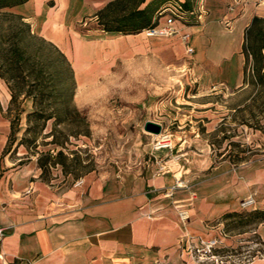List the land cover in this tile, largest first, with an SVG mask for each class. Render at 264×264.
<instances>
[{"label": "crops", "instance_id": "obj_1", "mask_svg": "<svg viewBox=\"0 0 264 264\" xmlns=\"http://www.w3.org/2000/svg\"><path fill=\"white\" fill-rule=\"evenodd\" d=\"M33 1L13 8L69 61L73 104L85 112L90 136L100 143L94 147V168L79 186H66L75 181L69 174H62L60 186L52 178L44 181L37 158L16 164L5 151L10 94L0 78V264H204L187 253L185 242L221 230V216L241 213L240 202L248 198L254 205L247 212L264 211V159L231 168L213 164L210 147L198 140L213 131L203 126L216 124L211 114H203L211 102L195 94L172 103L165 93L187 56L183 35L193 50L190 75L205 74L209 86L222 77L232 89L244 85V34L253 17H264V0H243L232 13L226 6L232 0L205 2L201 21L175 20L177 34L169 36H148L149 27L107 31L93 26V18L80 29L78 19L91 15L94 0H41L24 13ZM165 21L160 16L146 22L160 28ZM22 108L29 111L30 101ZM24 119L22 114L20 122ZM146 122L159 124L161 133L144 131ZM164 137L174 143L158 147ZM175 184L181 188L169 196ZM211 222L216 224L208 226ZM263 224L264 219L253 233L264 250ZM242 264H264V253Z\"/></svg>", "mask_w": 264, "mask_h": 264}, {"label": "rangeland", "instance_id": "obj_2", "mask_svg": "<svg viewBox=\"0 0 264 264\" xmlns=\"http://www.w3.org/2000/svg\"><path fill=\"white\" fill-rule=\"evenodd\" d=\"M142 1L144 0H94L91 15L88 16L83 13L78 19V21H81L78 26L80 29H87L88 24L84 26V22L88 21L89 18H93L91 20L93 22L90 23L105 30L117 27L125 28V30L129 29V26H123L121 20L123 17L130 16L131 13H136L137 9L144 8L150 0H147L144 4H141ZM163 1L164 5L167 6L174 4L177 0ZM210 1L187 0L183 7L186 10H194V16L186 17H192L196 20L195 16L198 14L199 5H203V10L207 12L205 2L208 5L211 3ZM228 3L229 1L226 2V6L229 5ZM40 5H42L41 0H34L32 6H29L27 10L24 8L23 12H32L33 7ZM23 19L24 15L20 14L15 8L0 10V73H5L6 77L15 74L13 65L6 64L2 66L3 59L6 55H10L9 51L13 45L25 50L26 55L31 58L25 66L26 69L33 68L34 75H37L40 70L42 71V84L46 89L44 92L46 98L43 105L47 107L48 112L53 109H59V112L55 116L56 119L53 118L48 121L45 130L36 136L37 151L54 149V146L49 144L52 140V136L49 135L50 132L53 133L54 138L59 143H64L66 147L65 154L69 157L67 165L68 170L71 172L69 174L70 179L73 177V180H75L73 182L69 181L66 186L73 187L76 181L94 168V147L100 142L99 140H93L90 136L91 133L88 137L84 136L87 131L86 124H88V127L90 125L85 112L77 109L87 123L82 122L80 118L75 117L72 112L67 111L65 108L71 105V97L73 104L75 90L66 79V76L60 72L62 71V65L56 49L51 43L33 33L31 27L28 31L25 26L28 23ZM186 55L182 64L183 67L174 69L176 77L171 81L175 82V85L166 91L165 97H169V100L173 103L177 98L188 100L191 95L196 94L201 96L200 99L203 103L211 102V105H207L205 109L203 107V111H207L203 114H211V119L216 124L212 125L211 128L203 126V130L212 129L213 131L203 133L204 135L198 140L204 146L210 147L213 164L226 162L225 165L231 168V166L236 167L250 160L264 159V86L255 83L250 70H247V84L241 85L239 88H230L223 77L216 84L209 86L208 77L205 74L201 76L194 74L192 76L187 72V69L192 67L194 62L188 54ZM59 87L63 90L60 97L56 96L55 92V89H59ZM186 107V111L193 109L192 105ZM202 119L203 122L209 120L208 117ZM59 120L63 122L60 123ZM25 127L24 119L20 122L22 130L17 137H22V131ZM30 137L31 135L27 136V139ZM168 140L174 143V139ZM171 141H168L169 145ZM186 141L188 144V139ZM9 147L11 160L16 164L21 165L28 162L29 158H37L32 150L23 146L15 149L13 144ZM219 169L220 172L225 171L226 167ZM62 174L60 166L50 169L49 178H52L54 186H60L63 183L64 176ZM252 206L247 209L240 207V211L247 212ZM253 219L254 222H250L251 218L247 217L235 218L227 221V223H233L227 228V232L222 226L220 227L221 230L215 228L207 236L186 241L187 253L204 264H242L250 261L253 257L263 255L264 250L261 246V240L256 233H253L259 227L258 222L256 217ZM215 224L216 222H211L208 223V226ZM260 232L264 238V224L261 226ZM201 239L204 242H201ZM211 242H214V245L208 248ZM211 249H228L229 251L217 255L212 253Z\"/></svg>", "mask_w": 264, "mask_h": 264}, {"label": "trees", "instance_id": "obj_3", "mask_svg": "<svg viewBox=\"0 0 264 264\" xmlns=\"http://www.w3.org/2000/svg\"><path fill=\"white\" fill-rule=\"evenodd\" d=\"M25 1L27 0H0V10L5 8H13L23 4ZM146 1L147 0L142 1L141 4H144ZM177 2H179L183 13H185V16L181 20H187L190 18L186 16H190L189 14L194 10L184 9L183 6H185L187 0H177ZM164 7H166V5H164L163 0H150L144 8L137 9L136 13H131L129 14L130 16L122 18L121 21L123 22V26L127 25L130 27L125 31L135 32L145 27L152 29L154 24L151 25L150 22L147 23L146 21H157V19L161 16V11ZM25 26L27 30L30 31V26L28 24H25ZM107 31H124V29L119 27L114 29L108 28ZM14 46L16 45H13L12 49L9 51L10 55H6L3 59L2 66L6 64L13 65V71L15 74L13 76L6 77L5 73H0V78L5 82L10 94L9 113L11 116V132L9 136V143L5 151L8 152L10 148L9 146L13 145L15 142L16 147L23 146L26 149L32 150L33 153L37 155L36 163L37 167L41 171L40 177L44 181L48 182L50 169L54 168L55 166H60L63 174H71V172L68 170L67 161L69 160V157H67L65 154V144L59 143L54 138L52 132L49 133V135L52 136V140L49 144L54 146V149H49L42 152L37 151L38 146L36 145V136L45 130L46 123L55 118L56 114L59 112V109H53L51 112L47 111V107L43 105L46 98L44 95L46 89L42 84V71L40 70L37 75H34L35 71L33 68L26 69L25 66H27L31 58L26 55L25 50ZM54 48L56 49L57 55L62 65V71L60 72L66 76V79L70 82L71 86L75 90L74 74L71 65L65 55L59 49H57V47L54 46ZM241 53L244 57L243 84H247V70H250L255 83L264 86V17L255 16L252 18L249 27L245 30ZM55 92L56 96L60 97L63 93V90L59 87V89H55ZM25 100H29L31 104V108L27 112H25V110L22 108V103ZM65 108L67 111L72 112L75 117L80 118L82 122H86V119L72 104V97L71 105H68ZM22 114H24L26 127L22 131V137L16 140V134L19 132V122ZM59 122L62 123L63 121L59 120ZM86 126L87 131L84 136L88 137L90 132L88 124H86ZM30 135L31 137L27 139V136ZM244 217L251 218L250 222H254L253 218L256 217L257 222H260L264 219V211L225 213L219 219V223L222 224L223 228L227 232V228L233 224L232 222L227 223V221ZM210 251L219 255L220 253L223 254L229 250L211 249Z\"/></svg>", "mask_w": 264, "mask_h": 264}, {"label": "built area", "instance_id": "obj_4", "mask_svg": "<svg viewBox=\"0 0 264 264\" xmlns=\"http://www.w3.org/2000/svg\"><path fill=\"white\" fill-rule=\"evenodd\" d=\"M242 4H243V0H232L231 3L227 7V12L232 13L237 7L241 6ZM197 12L198 14L195 16V18L197 21H201L204 16V12H203L201 5H199ZM193 13L194 12H191L189 15H193ZM161 16L166 17L165 26L160 27V28L147 29L146 35L148 36H156V35L169 36V35L177 34V31L172 27V24L175 20H181L185 16V13H183L179 2L175 1L174 4L167 5L166 7L162 9ZM229 21L230 20L228 18H224V25L228 27ZM181 38H182V41L185 43L186 54L191 55L193 53V50L186 44L188 37L186 35H183ZM156 145L158 147H168L169 146L168 138L167 137L162 138L160 142L156 143ZM81 183H82V180L79 179L78 181H76L75 185L79 186ZM179 187L180 185L175 184L173 187L170 188L168 195L170 196L172 191L175 188H179ZM253 204H254V200L252 198H248L247 200H244L240 203V207L242 209H247L249 206H252ZM179 218L181 222H186L188 220V216L185 211L179 212ZM2 235H3V232L2 230H0V237ZM213 245H214V242L209 243L208 248L212 247Z\"/></svg>", "mask_w": 264, "mask_h": 264}, {"label": "water", "instance_id": "obj_5", "mask_svg": "<svg viewBox=\"0 0 264 264\" xmlns=\"http://www.w3.org/2000/svg\"><path fill=\"white\" fill-rule=\"evenodd\" d=\"M144 131L151 133L153 135H159L162 131V128L159 124L153 122H146L144 124Z\"/></svg>", "mask_w": 264, "mask_h": 264}]
</instances>
